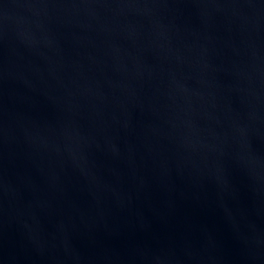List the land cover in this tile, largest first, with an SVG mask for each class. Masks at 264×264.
Returning a JSON list of instances; mask_svg holds the SVG:
<instances>
[{
    "label": "water",
    "instance_id": "1",
    "mask_svg": "<svg viewBox=\"0 0 264 264\" xmlns=\"http://www.w3.org/2000/svg\"><path fill=\"white\" fill-rule=\"evenodd\" d=\"M0 264H264V0H0Z\"/></svg>",
    "mask_w": 264,
    "mask_h": 264
}]
</instances>
